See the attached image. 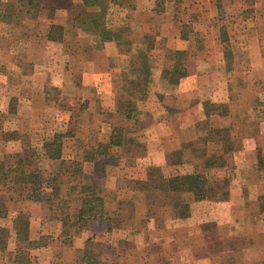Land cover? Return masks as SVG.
I'll return each mask as SVG.
<instances>
[{
	"label": "crops",
	"instance_id": "crops-1",
	"mask_svg": "<svg viewBox=\"0 0 264 264\" xmlns=\"http://www.w3.org/2000/svg\"><path fill=\"white\" fill-rule=\"evenodd\" d=\"M15 2L26 4V10L17 13L29 25L20 23L12 33L1 29L0 133L8 135L0 134V160L22 156L30 146L23 141L25 133L50 129L44 116L54 109L45 92L51 85L69 96L78 92L87 105L80 115L93 118L90 132L97 142H107L113 123L104 116L115 107L110 100L124 85L132 92L140 83L147 96L127 119L130 137L122 138L129 147L139 143L133 164H171L170 153L179 149L184 160L174 164L182 163L188 160L187 148L193 141L195 148L206 147L207 154L214 150L223 154L225 162L208 183L209 189L219 191L192 203L186 218L148 217L143 193L119 186L120 175H105V185L97 189L105 199L102 216L78 232L73 227L66 237L62 200L70 201L71 219L84 215L82 187L87 176L90 182L97 175H78L76 180L72 175L65 184L57 175H39L42 187L35 201L1 187L6 217L0 214V229H5L4 236L0 234V264H22L17 258L29 252L34 253L28 264L73 263L85 248L98 253L103 264H264V211L257 200L264 193L259 168L264 162V0H110L104 11L116 24L124 23L126 32L124 38L99 48L95 46L99 36L92 28L67 23L65 10L59 11L61 19L54 20L64 25L62 40H47L48 19L36 13L33 3ZM217 10L222 14L218 16ZM220 16L222 26L217 23ZM221 29L230 37L226 46L219 38ZM161 36L167 39L163 45ZM2 37H10V42L4 43ZM36 50L42 51L40 59ZM176 51L188 53L182 65L188 63L192 72L170 84L177 91L165 92L161 72ZM151 53V59L142 58ZM13 60L23 68L17 64L16 71L3 70ZM72 144L75 148L77 139ZM84 146L91 147L86 139ZM113 148L115 160L124 164L129 155ZM86 154L81 160L91 165L93 157L88 160ZM122 196L130 200L129 214L119 205ZM74 198L80 200V209L72 207ZM20 212L28 216L27 240L18 239L8 220ZM113 217L121 222L115 223ZM102 233L109 238L108 248L93 249L92 242L101 240Z\"/></svg>",
	"mask_w": 264,
	"mask_h": 264
},
{
	"label": "trees",
	"instance_id": "trees-1",
	"mask_svg": "<svg viewBox=\"0 0 264 264\" xmlns=\"http://www.w3.org/2000/svg\"><path fill=\"white\" fill-rule=\"evenodd\" d=\"M26 1L29 4L33 3L36 13H41L44 18L48 19L44 36L49 41H61L63 38L64 25L54 22L55 19H61L59 15V11L61 10L67 11V23L72 26H89L92 28L93 32L99 36V42L95 44L97 48L103 46L104 42L119 40L125 36L126 25L121 22L116 24L113 18L104 11L109 5L110 0H81L80 2H74L73 0ZM36 13L34 14V18L37 16ZM226 44L228 42H225V46ZM187 56L188 53L186 52L176 51L171 60L164 62L161 77L170 84H176L184 75L181 71V63ZM142 58L151 59L152 55L145 54ZM51 91L55 94H60L59 89H46L47 100H52L49 97ZM146 96L145 84L137 83L134 90L128 93L127 98L119 97L116 115L123 116L125 120L129 119L132 112L136 110L137 104L143 102ZM167 110L170 111L168 107ZM125 130L122 125L113 124L112 132L107 142L95 141L93 145H90L94 149L93 162L89 169L83 171V175H104L105 173L108 175L106 168L116 162L109 155L111 149L115 147L117 150H121L123 154H130L126 161L127 164L120 173L121 175L118 178L117 184L122 187V183H126L125 185L128 189L143 193L148 217L159 218L165 215L172 219L186 218L189 216L190 205L192 203L208 199L212 196L207 185L211 179L209 171L216 166L224 165L223 154L216 152V150L214 152L209 151L207 154L205 147L201 152L203 157L200 155L201 158L190 161L192 164L188 167H183L180 164H150L146 167L142 164L135 165L133 164L132 156L140 153L139 143L134 147H129L126 142L123 143L122 138ZM50 136L49 138H43L40 142L36 143L37 145H30L28 149L25 148L24 153H21V157L13 155L0 160V190L1 187H8L9 189H14L13 191H18L19 196L23 199L33 201L40 199L39 191H41L42 184L39 173H17L14 171V166L26 165L42 159L49 160L50 162L59 160L62 156L61 139L63 133L54 131ZM11 158L15 160L11 161ZM115 169L113 168V173ZM134 175H143V177ZM86 179L87 184L83 185L82 190L91 192V189L97 185V176L95 180H90V182L88 176ZM91 196L87 193L81 200L82 205L88 207L91 204L89 201L92 198ZM95 198L100 201L99 197ZM2 199L0 196V214L4 213L3 216L6 217L5 202ZM263 204L264 194L259 197V206L262 211H264ZM69 207L70 201L63 199L60 205V216L63 221L62 232L65 237L73 227H77L74 232H78L81 227L88 224L85 214H76L77 218L71 219L68 211ZM100 216H102L101 213L99 214ZM94 217L93 215L92 218ZM8 220H11V229L15 232L18 239L27 240L29 236L28 216L20 212L11 218L9 217ZM4 232L5 229L1 228L0 234L2 236H4ZM65 243H68L67 239H65ZM98 256V253L94 250L85 248L77 252L73 263L59 262L57 264H103L99 261Z\"/></svg>",
	"mask_w": 264,
	"mask_h": 264
},
{
	"label": "rangeland",
	"instance_id": "rangeland-1",
	"mask_svg": "<svg viewBox=\"0 0 264 264\" xmlns=\"http://www.w3.org/2000/svg\"><path fill=\"white\" fill-rule=\"evenodd\" d=\"M16 0H0V34H1V29L2 30H7L8 32L13 31V29H15L16 27H18V25L20 23H22V25H29L27 22H23L20 21L19 14L17 13L18 11H25L26 10V4H17V2H15ZM24 1V0H22ZM26 1V0H25ZM168 1H173V0H168ZM21 3V2H20ZM248 7H250V4H247ZM218 11V16L221 15L224 10H223V6L220 9V11H222V13ZM169 23V22H168ZM219 25L222 26L223 21L221 20V16H220V20L217 22ZM170 25H175V21L174 24H170ZM169 28V27H168ZM169 30V29H168ZM170 31V30H169ZM224 31V32H223ZM15 32V31H14ZM236 33V32H235ZM237 34V33H236ZM235 34H232V37ZM15 37V35H14ZM163 37V36H161ZM2 37V40L4 43H9L10 42V37ZM165 37L161 38L159 41V45H163L167 39H164ZM221 40L228 44L231 43L230 42V37L227 34V30H222L221 29V35L220 37ZM195 39H197L196 43H199V38L196 37ZM203 42V38L202 41ZM10 45V44H7ZM44 53H47L46 51ZM156 53V52H155ZM153 52V54H155ZM161 53V52H160ZM153 54L151 53L152 57ZM158 56L159 54L156 53ZM42 55V51L36 50L35 51V56L40 59ZM169 55V53L167 54ZM46 56V55H43ZM161 58V57H160ZM171 60V59H170ZM169 61V60H166ZM6 64V63H5ZM11 64L10 68H6L5 66L3 67V70L8 69L9 72H13L16 71L17 69V62L16 60H13L12 62H9V65ZM19 65V64H18ZM1 66V65H0ZM20 69L23 68L22 65H19ZM23 71V70H22ZM181 71L182 73L185 74V72L189 73L192 72V68L189 66V64L187 63V66H183L181 63ZM2 74H0V82L2 80ZM164 80V79H163ZM183 83V81H182ZM167 85L161 86V89L164 90L165 92H173V89H176V91L178 90V88H175V86H171L170 83H168L166 81ZM158 86V85H157ZM167 86V87H166ZM153 87H155V84H153ZM59 89L60 94H55L54 92H50V99L52 100H48V103L50 105H52L54 107V109L50 110L47 114V116H44V122L49 124L50 129L47 130V132H43V133H25L24 134V140L26 146L28 145H37L36 143L40 142L43 138H49L51 137L50 135H52V132L54 131H60L61 133H63V137L61 139L62 142V157L59 160L50 162V161H40L38 160L37 162H32L30 164H26L24 167H22L21 170H18L19 168H15L16 171H20V172H38L39 175H41L43 178L46 177V175H55L57 174V179L59 180L60 183H66L67 181H70V176H72L74 178V180L77 179L78 175H83V171L87 170L90 168L91 165H89V163H85L84 161L81 160V156H84V152L87 151L86 157H88V160H91L92 157H94V149L91 147L86 148L85 145V139H86V143L88 142L89 145H93L97 139L96 135H93V133H91V127L88 125V123H90L93 118L91 117H87L85 115H80L81 112H85L87 110V105H85V102L82 101L79 98V94L78 92L75 93V95L69 96L68 94H63L62 93V89L54 87L53 85H51V89ZM129 86L128 85H124L122 87L121 92H119L121 94L122 97H126L128 93H130V91L128 90ZM1 90V88H0ZM62 93V94H61ZM119 94V96H113V100H110V105L114 103L115 107L117 105V99L118 97H121ZM15 97V96H13ZM158 98V97H157ZM15 100H12V103H14ZM111 108L110 110H108V113H106L107 115L104 116L105 119H108L109 121H111L113 124H118V125H122L124 129H126L123 133L125 135V139H128L129 136V124L128 121L125 120L123 118V116L120 115H116L117 113V108ZM160 109V108H159ZM113 111V115H111L110 113H112L111 111ZM72 112V115H71ZM114 121V122H113ZM89 128V131L86 133V129ZM1 136H6L8 135V133H0ZM93 135V136H92ZM83 136H86V138H82ZM88 136V138H87ZM73 139H77L78 144L77 146H75V148H72L74 144H72ZM84 140V141H83ZM127 141V140H126ZM92 143V144H91ZM190 147L187 148L188 154L187 156H189L188 160L179 163L180 165H182L183 167H188L190 166L192 163H190V161H195V159L201 158L200 155L203 154L202 152V148L196 147L195 148V141L189 143ZM76 145V144H75ZM189 146V145H188ZM180 149L179 150H175V152L170 153V158L171 159V164H166V165H174V163L176 161H180V160H184V155L181 156L180 154ZM113 149H111V151L109 152V155H111L112 157H114V154L112 153ZM177 152V153H176ZM92 153V154H91ZM130 155V154H128ZM92 156V157H91ZM110 156V157H111ZM183 158V159H182ZM111 159V158H110ZM114 159H117V156L115 155ZM11 161H14V158L10 159ZM93 160V159H92ZM40 161V162H39ZM127 164V162H125L124 164L119 163L118 161L114 162V164H110L106 169L108 172V175H121L120 173L123 170V167ZM222 166H216L214 168H212L209 173L211 175V178L213 179L215 175H217V171H215L216 168H220ZM113 168H116L114 173H113ZM260 169H262L263 173H264V164H261L259 166ZM15 171V170H14ZM19 173V172H17ZM97 175V185L95 187H93L91 189V192L89 191H85V194L89 193V195H92L90 201V205L84 206V212H85V216H87L86 222H89V220L92 219V216H98L100 213L102 214L103 211V207H104V198L98 194V190L97 189H101L102 186L105 185V177L104 175H106V173L104 175ZM264 177V175H263ZM209 183V181H208ZM126 183H122V187L123 188H127V186L125 185ZM119 185V184H118ZM208 185V184H207ZM214 185L212 184L211 187H213ZM217 186V185H216ZM128 189V188H127ZM218 188L215 189H209L211 192L210 194L212 195L213 193H217L219 190H217ZM264 194V193H263ZM141 197L143 198V201L145 200V197L143 194H140ZM95 197H99L100 201H98L97 198ZM259 202V199H257ZM75 201H77V203L75 204ZM115 201V200H114ZM74 203V204H73ZM73 206L72 207L74 209H80V200H77L76 198L73 199ZM121 204V208L124 209L126 211L127 214L130 213V200L127 197L122 196L121 198H119V205ZM264 208V204L262 206ZM88 208V209H86ZM82 209V208H81ZM88 211V212H86ZM113 220L115 222H121L119 217H113ZM105 233V232H104ZM104 233L101 234V240H97L96 242H92L91 247L96 250H101V249H107L108 247H106V243L109 241V238L107 235H105ZM41 243V242H40ZM103 244V246L105 245V248L103 247H99V245L97 244ZM117 247V246H116ZM118 249H120V247H118ZM123 249V248H122ZM32 253L34 252H29V254H21L20 257H18L17 259H19V261H22V264H28L31 261V257H32ZM13 257H17L16 254L13 255ZM30 258V259H29ZM9 259H12V257Z\"/></svg>",
	"mask_w": 264,
	"mask_h": 264
}]
</instances>
